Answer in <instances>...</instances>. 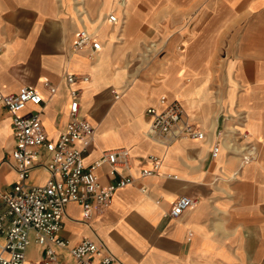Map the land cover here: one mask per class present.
Instances as JSON below:
<instances>
[{
    "label": "crops",
    "instance_id": "0c3cea01",
    "mask_svg": "<svg viewBox=\"0 0 264 264\" xmlns=\"http://www.w3.org/2000/svg\"><path fill=\"white\" fill-rule=\"evenodd\" d=\"M112 13L116 24L108 21ZM82 29L96 33L103 46L98 54L73 48ZM149 38L157 39L161 54L131 78L127 58ZM67 73L91 77L77 85L83 89L79 116L96 128L86 164L106 151L128 149L131 166L122 171L135 181L89 221L79 204H69L61 238L72 246L102 242L115 264H264V0H0V93L38 91L45 102L21 115L41 112L50 140L70 122ZM163 96L180 99L189 120L205 132L203 140L178 139L165 147L148 135L147 110L164 108ZM0 143V170L9 169L11 190L15 136L12 115L1 105ZM247 150L255 158L243 164ZM152 155L161 159L159 169L140 178L153 168ZM47 160L43 151L30 184L47 181ZM95 173L103 185L117 181L107 164ZM182 196L195 205L169 218ZM59 253L72 260L65 250ZM43 255L33 243L27 257Z\"/></svg>",
    "mask_w": 264,
    "mask_h": 264
},
{
    "label": "built area",
    "instance_id": "2783aa9c",
    "mask_svg": "<svg viewBox=\"0 0 264 264\" xmlns=\"http://www.w3.org/2000/svg\"><path fill=\"white\" fill-rule=\"evenodd\" d=\"M108 21L118 22L115 14H109ZM102 43L96 33L82 29L73 43L75 50L89 48L91 54H98ZM88 74L67 73L65 81L70 87V122L56 140H50L41 119V112L22 116L28 105L42 106L44 97L35 89L24 87L15 94L0 93V105L12 115L15 145L11 152L17 181L13 188L0 194V264H115L116 258L99 241L82 240L71 245L69 240L60 237L66 208L71 203L82 207L83 221L102 214L112 204L119 190L134 183L135 178L123 174L122 169L131 166L128 149L106 151L92 165H87L85 156L96 140V128L86 118L79 116L80 98L83 89L80 82L88 83ZM51 95L57 88L48 81L44 83ZM115 99L120 94L113 91ZM164 108L150 107L148 135L168 145L178 139L203 140L205 132L192 123L186 115L182 102L177 97L168 102L167 97L160 99ZM221 134H219L220 136ZM221 138V137H219ZM220 139L215 143L212 156H217ZM43 151L48 153L45 163L48 179L44 184H30L31 172L38 167ZM255 158L254 151L247 150L242 156L243 164ZM153 164L150 170H142L140 178L154 175L161 164L155 155L149 157ZM102 164L109 166V174L117 181L103 185L95 170ZM144 192L146 188H142ZM160 200H158L159 202ZM195 200L182 196L172 204L167 216L176 219L195 205ZM36 243L44 248V255L38 261L28 260L30 246ZM59 250H65L71 261L61 258Z\"/></svg>",
    "mask_w": 264,
    "mask_h": 264
},
{
    "label": "rangeland",
    "instance_id": "374dc122",
    "mask_svg": "<svg viewBox=\"0 0 264 264\" xmlns=\"http://www.w3.org/2000/svg\"><path fill=\"white\" fill-rule=\"evenodd\" d=\"M147 46L150 47V50ZM160 48L161 45H159L156 38H149L146 42L140 44V49L134 55H130L126 61L127 69L131 72V78L137 79L142 72L147 70L155 62L161 54ZM8 171L9 169L7 167L0 170V191L2 193L10 190L9 178L6 176Z\"/></svg>",
    "mask_w": 264,
    "mask_h": 264
},
{
    "label": "bare ground",
    "instance_id": "6f19581e",
    "mask_svg": "<svg viewBox=\"0 0 264 264\" xmlns=\"http://www.w3.org/2000/svg\"><path fill=\"white\" fill-rule=\"evenodd\" d=\"M95 33V32H94Z\"/></svg>",
    "mask_w": 264,
    "mask_h": 264
}]
</instances>
